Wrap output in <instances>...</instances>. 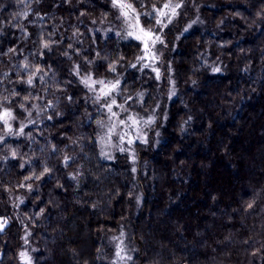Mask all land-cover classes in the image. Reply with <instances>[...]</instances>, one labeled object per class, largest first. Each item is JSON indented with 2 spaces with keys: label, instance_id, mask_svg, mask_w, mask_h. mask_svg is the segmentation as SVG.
<instances>
[{
  "label": "trees",
  "instance_id": "trees-1",
  "mask_svg": "<svg viewBox=\"0 0 264 264\" xmlns=\"http://www.w3.org/2000/svg\"><path fill=\"white\" fill-rule=\"evenodd\" d=\"M172 1L184 5L165 31L169 98L139 41L95 29L110 0H0V112L27 124L0 144V264H20L24 241L32 264H264V0ZM83 75L155 110L136 167L102 156ZM119 233L132 254L111 263Z\"/></svg>",
  "mask_w": 264,
  "mask_h": 264
},
{
  "label": "rangeland",
  "instance_id": "rangeland-1",
  "mask_svg": "<svg viewBox=\"0 0 264 264\" xmlns=\"http://www.w3.org/2000/svg\"><path fill=\"white\" fill-rule=\"evenodd\" d=\"M111 6L113 8L114 16L113 20L110 21L108 24L103 25L102 27L98 26L95 29L99 30L103 35L106 34H113L115 36H118L122 39H134V37H129L127 35L128 32H137L138 30L135 27L136 21L134 19L135 15L139 16V26L143 27L145 29H152V31L161 37V39L164 41L163 44L157 42L155 46L152 48V52L155 53L157 59H147L144 61H140V65L144 67V64L150 65L149 67H146L148 70H150L154 74V78L157 81L164 80V84L167 85V95L170 97L175 96V82L172 75V70L170 69V63L168 62V53L166 51L167 44L165 41V31L170 27V24H172L173 21H175L179 16V11L183 8V2L178 1H172V3H180L182 6L176 10L177 14L175 16L171 17V22H168L167 18H162L164 21V24H166V27H161L156 24L153 8L143 11L142 13H139L135 11V13L129 12V15L125 18L124 16H121V11L118 8L113 7L112 0ZM126 3H128L127 0H125ZM162 7V6H161ZM160 7V8H161ZM147 13H153V15H146ZM141 16H143L146 20L150 21L149 26H145L142 23ZM160 18V17H156ZM140 42V41H139ZM141 43V42H140ZM142 49H143V44ZM159 70V79L156 78V72L153 71V69ZM91 75H83L81 78V81H83L86 77ZM92 77V76H91ZM92 80H103L105 84H108L109 82H115L111 80H105V79H96L92 77ZM84 84V83H83ZM85 85V84H84ZM86 87V86H85ZM89 92V99L92 100V103L99 106V112L102 115L101 121L98 123V134H97V142L101 151V154L103 156V153L107 159H112L115 153H124L129 157V160L131 161L132 165L136 167L137 165V159H135V144L137 143H145L148 141L149 136L151 134V131L154 133L155 136L159 135V130L154 127V123L156 121L157 115L155 113V110L151 112L148 115H145L141 113L137 106L142 104V95H138L135 101V104L131 107L129 106V103L127 101H121L119 102L116 98V95L118 93V90L113 91L109 97L106 99L102 96L101 89L103 88V85L95 84L90 89L89 87H86ZM107 90V89H105ZM101 96L100 100H97L96 97ZM114 99L116 101V104L112 106V111L115 112L116 116H111V114L107 111L106 104L110 103L111 100ZM130 100V99H128ZM119 105H123V108L118 107ZM3 111V110H2ZM14 117V116H13ZM129 117H134L138 123L132 124V121L129 120ZM151 119V123H145V121H148ZM120 120H124L125 124L121 125ZM0 127V136L4 137L3 141L10 137H15L16 135H20L19 130L21 127L24 128L26 123H19L18 126H14L15 124V118L9 120V124L11 126L12 131L9 133L7 130V127L2 124ZM115 125V128L110 132L109 129L112 128V126ZM120 136H123L124 139L121 140ZM131 140L132 143H128V141ZM0 141V144L3 142ZM123 149V151L121 150ZM4 221V218L0 217V223ZM105 243L109 250L112 251L111 258L108 259L111 263H123L127 262L130 258V247L126 240V235L124 233H119L117 236L107 237L105 239ZM21 253H24V256H21ZM119 253V255L117 254ZM20 264H32V249L29 247V244L27 241H24L23 243V249L18 252L17 255Z\"/></svg>",
  "mask_w": 264,
  "mask_h": 264
},
{
  "label": "snow or ice",
  "instance_id": "snow-or-ice-1",
  "mask_svg": "<svg viewBox=\"0 0 264 264\" xmlns=\"http://www.w3.org/2000/svg\"><path fill=\"white\" fill-rule=\"evenodd\" d=\"M112 4H113V7L120 9L121 16H124L125 18L129 15V12L135 13V11H136L135 8H133L132 4L126 3L125 0H112ZM181 6L182 5L180 3H172L171 0H168V2L164 3L161 8H156L155 6H153V13H154L153 18H155L156 24L161 26V27H166V24H164V21L162 18H167L168 22L170 23L171 17L175 16L177 14L176 10L178 8H180ZM153 13H147L146 15H153ZM24 15L26 16L27 13H24ZM156 17H160V18H156ZM134 19L136 21L135 27L138 31L137 32L130 31L127 33V35L129 37H134L137 41H140L144 46L143 47V54L140 55L139 57H137V61H144L147 59H152V60L157 59L155 53L152 52V48L155 46V44L157 42L163 44L164 41L161 39V37L159 35H156L152 31V29H145L143 27H140L138 15H135ZM43 47L47 49V48H49V44L44 43ZM131 66L136 67V64H132ZM149 66L150 65H148V64H144V67H149ZM27 67L28 66L25 65V68H27ZM109 67H110L111 71H115L114 65H110ZM153 71L156 72V78L159 79V70L154 68ZM216 71H219V69H216ZM26 83L28 85H32L33 79L31 76L28 78ZM82 83H84L85 86L89 87L90 89L95 84L103 85L101 92H102V96L106 99L107 97H109L111 95V93L113 91L118 90L120 81L116 80L114 83L109 82L108 84H105V82L103 80H99V81L92 80V77L88 76L82 81ZM105 89H107V90H105ZM25 99H27V98H25ZM96 99L100 100L101 96H97ZM115 104H116V101L114 99H112L110 103L106 104L107 111L113 117L117 115L115 112L112 111V106ZM21 107H23V105H21ZM118 107L123 108V105H119ZM13 118L14 117H13L12 112L8 109H4L2 112H0V122H2V124L7 127V130L9 133L12 131L11 126L9 124V120H11ZM128 119L131 120L132 124H134V125L138 123V121L134 117H129ZM151 122H152L151 119H149L148 121H145V123H151ZM120 124L121 125L125 124V121L120 120ZM114 128H115V125H113L112 128L109 129V131L111 132ZM18 134H23V127L20 128ZM3 139H4V137L0 136V141H3ZM120 139L123 140L124 137L120 136ZM128 143H132V141L129 140ZM121 150L123 151V149H121ZM13 155H15V153H13ZM44 171L47 172L49 170L47 168H45ZM252 206H253L252 204L248 205L249 208H251ZM2 228H3V224H0V230H2ZM117 254L119 255V253H117ZM24 255H25L24 253H21V256H24Z\"/></svg>",
  "mask_w": 264,
  "mask_h": 264
},
{
  "label": "water",
  "instance_id": "water-1",
  "mask_svg": "<svg viewBox=\"0 0 264 264\" xmlns=\"http://www.w3.org/2000/svg\"><path fill=\"white\" fill-rule=\"evenodd\" d=\"M6 222V223H5ZM0 224H3V228L2 230H0V235H3L5 233V231L10 227L11 223L8 219H5L2 223ZM2 255L3 253L0 252V261L2 260Z\"/></svg>",
  "mask_w": 264,
  "mask_h": 264
}]
</instances>
